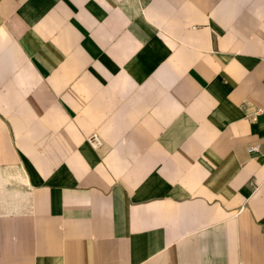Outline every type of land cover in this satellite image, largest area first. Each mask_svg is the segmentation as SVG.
<instances>
[{"label":"crops","instance_id":"crops-1","mask_svg":"<svg viewBox=\"0 0 264 264\" xmlns=\"http://www.w3.org/2000/svg\"><path fill=\"white\" fill-rule=\"evenodd\" d=\"M242 263L264 0H0V264Z\"/></svg>","mask_w":264,"mask_h":264},{"label":"built area","instance_id":"built-area-1","mask_svg":"<svg viewBox=\"0 0 264 264\" xmlns=\"http://www.w3.org/2000/svg\"><path fill=\"white\" fill-rule=\"evenodd\" d=\"M92 143H93L95 146H97V145L100 144L99 140L97 139V137H96L95 135L92 137ZM256 149H258V146H257V147H250V148L248 149V152H249V153H252V152H254ZM242 264H246V263H242Z\"/></svg>","mask_w":264,"mask_h":264}]
</instances>
